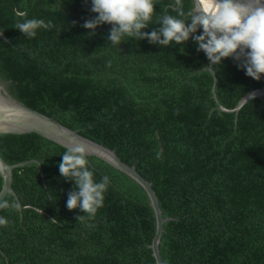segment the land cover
Here are the masks:
<instances>
[{
  "label": "trees",
  "instance_id": "16d2710c",
  "mask_svg": "<svg viewBox=\"0 0 264 264\" xmlns=\"http://www.w3.org/2000/svg\"><path fill=\"white\" fill-rule=\"evenodd\" d=\"M171 2L155 0L142 31L158 28L156 17ZM193 7L183 0L186 13ZM90 8V0H0L7 91L114 149L152 182L162 215L171 217L159 243L163 264H264V97L236 114L216 108L212 75L202 69L208 59L191 37L165 47L125 36L110 46V24L95 34L82 26L97 15ZM32 18L53 27L27 38L15 25ZM212 67L225 107L264 86V76L248 77L231 57ZM66 150L35 132L0 133V156L28 161L13 168L21 208L0 209L8 221L0 226V264H155V219L142 187L88 156L94 180L110 182L95 216L77 221L84 213L66 207L74 181L59 172Z\"/></svg>",
  "mask_w": 264,
  "mask_h": 264
},
{
  "label": "clouds",
  "instance_id": "9594fccd",
  "mask_svg": "<svg viewBox=\"0 0 264 264\" xmlns=\"http://www.w3.org/2000/svg\"><path fill=\"white\" fill-rule=\"evenodd\" d=\"M92 13L97 15L82 25L95 34V29L110 24L107 36L110 46L119 45L125 36L136 40H147L150 44L169 46L171 43L183 44L191 39L197 51L204 52L211 65L231 57L248 77L259 81L264 76V6L257 3H242L241 0H197L199 7L183 10V0H172L156 17L159 25L151 32H144L152 24L155 0H90ZM87 3V0H85ZM176 12L171 15L169 10ZM52 22L42 19H23L15 28L27 38H34L39 28L50 29ZM198 29L202 34L194 35ZM61 177L74 181L73 190L67 193L66 207L69 211L79 209L83 215L76 217L83 221L85 216L92 218L98 208L103 206L104 193L109 178L104 176L100 182L94 180V172L87 167L82 147L68 148L59 163ZM5 195H12L11 202ZM19 210V197L7 192L0 198V209ZM8 221L0 217V226Z\"/></svg>",
  "mask_w": 264,
  "mask_h": 264
},
{
  "label": "water",
  "instance_id": "95a60500",
  "mask_svg": "<svg viewBox=\"0 0 264 264\" xmlns=\"http://www.w3.org/2000/svg\"><path fill=\"white\" fill-rule=\"evenodd\" d=\"M193 2V9L199 7L197 0H193ZM241 2L255 4L258 0H241ZM260 6H264V0H260ZM0 38L8 40L2 31H0ZM202 69H207L212 75V97L217 102L216 108L222 111L233 112L236 114L249 99L254 97H264V86L251 88L239 98L233 107H225L218 102L216 97L215 84L217 77L211 62L208 60L207 65ZM27 132H35L67 149L77 146L82 147L85 152V158L94 155L110 164L115 169L123 172L140 185L147 195L148 202L155 219L154 235L149 247L151 249L152 256L154 257L155 264H163L159 251V243L161 240V234L164 230L163 223L171 219V217L162 215V209L160 208L156 192L152 187V182L142 176L136 170L135 165L128 164L121 160L114 149L83 136L77 130L67 127L53 117L32 109L20 102L7 91L5 82L0 80V133ZM29 161L38 162L36 159H31ZM26 162L28 161L9 164L0 156V176L2 177L0 198H2L7 192L15 194L11 187L13 168L24 165Z\"/></svg>",
  "mask_w": 264,
  "mask_h": 264
}]
</instances>
